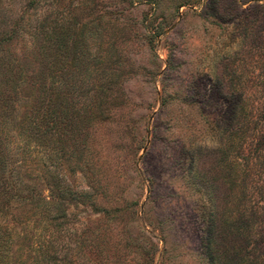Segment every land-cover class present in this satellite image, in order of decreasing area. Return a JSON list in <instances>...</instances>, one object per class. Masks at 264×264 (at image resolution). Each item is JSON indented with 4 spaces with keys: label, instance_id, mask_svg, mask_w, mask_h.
Listing matches in <instances>:
<instances>
[{
    "label": "rangeland",
    "instance_id": "374dc122",
    "mask_svg": "<svg viewBox=\"0 0 264 264\" xmlns=\"http://www.w3.org/2000/svg\"><path fill=\"white\" fill-rule=\"evenodd\" d=\"M0 264H264V0H0Z\"/></svg>",
    "mask_w": 264,
    "mask_h": 264
},
{
    "label": "trees",
    "instance_id": "16d2710c",
    "mask_svg": "<svg viewBox=\"0 0 264 264\" xmlns=\"http://www.w3.org/2000/svg\"><path fill=\"white\" fill-rule=\"evenodd\" d=\"M22 198L28 200V197L27 196L26 197H22Z\"/></svg>",
    "mask_w": 264,
    "mask_h": 264
}]
</instances>
